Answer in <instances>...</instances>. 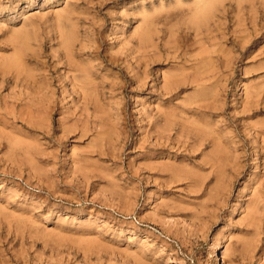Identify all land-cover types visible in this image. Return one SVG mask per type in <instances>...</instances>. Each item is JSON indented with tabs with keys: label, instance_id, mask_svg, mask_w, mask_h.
Here are the masks:
<instances>
[{
	"label": "rangeland",
	"instance_id": "rangeland-1",
	"mask_svg": "<svg viewBox=\"0 0 264 264\" xmlns=\"http://www.w3.org/2000/svg\"><path fill=\"white\" fill-rule=\"evenodd\" d=\"M263 202L264 0H0V264H264Z\"/></svg>",
	"mask_w": 264,
	"mask_h": 264
},
{
	"label": "bare ground",
	"instance_id": "bare-ground-1",
	"mask_svg": "<svg viewBox=\"0 0 264 264\" xmlns=\"http://www.w3.org/2000/svg\"><path fill=\"white\" fill-rule=\"evenodd\" d=\"M199 1V0H198ZM204 1V0H203ZM206 1V0H205ZM213 9V8H212ZM194 10V9H193ZM192 10V11H193ZM201 10V9H200ZM197 11V10H196ZM193 13H195V12H193ZM197 13V12H196ZM200 13V12H199ZM208 14V13H207ZM210 15V14H209ZM215 15V14H214ZM150 16V15H149ZM212 18H214V17H212ZM190 19V18H189ZM173 26V25H172ZM171 30V29H170ZM173 32V31H172ZM147 33H146V35H145V38L147 37ZM152 35V34H151ZM153 36V35H152ZM144 37V36H143ZM133 49H135V48H133ZM141 49V48H140ZM145 49V48H144ZM217 51H219V50H217ZM15 54V53H14ZM126 55V54H125ZM129 55V54H128ZM16 57H14L11 61H12V64H14L16 61H18V54H16L15 55ZM129 57V56H128ZM131 58V57H130ZM136 59V58H135ZM118 62V61H117ZM137 62V61H136ZM78 64V63H77ZM143 66V65H142ZM145 66V65H144ZM130 67V66H129ZM120 69V68H119ZM131 71V70H130ZM121 72H122V70H121ZM209 72V71H208ZM204 73V72H203ZM11 74V73H10ZM178 76H179V74H178ZM147 77V76H146ZM37 79V78H36ZM174 79V78H173ZM29 80V79H28ZM167 80V79H166ZM14 81V80H13ZM31 81V80H30ZM135 81V80H134ZM133 81V82H134ZM173 81V80H172ZM208 81V80H207ZM11 82V81H10ZM51 83V82H50ZM136 83V82H135ZM76 84V83H75ZM213 84V83H212ZM77 85H79V84H77ZM197 85V84H196ZM214 85V84H213ZM50 86V85H49ZM91 86V85H90ZM19 87V86H18ZM23 87V86H22ZM77 87V86H76ZM164 88V87H163ZM45 89V88H44ZM48 89V88H47ZM96 89V88H95ZM23 91V90H22ZM92 91V90H91ZM97 92V91H96ZM216 94V93H215ZM27 97V96H26ZM95 97V96H94ZM208 97V96H207ZM37 98V97H36ZM209 98V97H208ZM211 98V97H210ZM81 99V98H80ZM79 99V100H80ZM203 99H204V97H203ZM206 101V100H205ZM214 101H215V99H214ZM196 102V101H195ZM191 103V102H190ZM189 103V104H190ZM183 104V103H182ZM192 104V103H191ZM242 104V103H241ZM175 105V104H174ZM168 106V105H167ZM166 106V107H167ZM177 107V106H176ZM178 108H180V107H178ZM177 108V109H178ZM169 108H167V110H168ZM174 109H176L175 107H174ZM176 109V110H177ZM183 109V108H182ZM199 109V108H198ZM173 109H171V111H172ZM179 110V109H178ZM181 110V109H180ZM196 110V109H195ZM204 110V109H203ZM202 110V111H203ZM207 110V109H206ZM186 111V110H185ZM185 111H182V113L183 112H185ZM33 112V111H32ZM196 112V111H195ZM27 113V112H26ZM25 113V114H26ZM29 113V112H28ZM177 113V112H176ZM178 113H180V112H178ZM211 113V112H210ZM34 114V113H33ZM80 114V113H79ZM189 114V113H188ZM190 114H191V111H190ZM20 115V114H19ZM83 115V114H82ZM169 115V114H168ZM77 116V115H76ZM172 116V115H171ZM191 116H194L193 114H191ZM197 116H199L198 114H197ZM8 117V116H7ZM10 117V116H9ZM25 117V116H24ZM28 117V116H27ZM35 117V116H34ZM185 117V116H184ZM186 117H188V116H186ZM35 118H37V117H35ZM191 118V117H190ZM163 119V118H162ZM200 119L201 118H199V122H200ZM191 121V120H190ZM202 121V120H201ZM203 122H205V121H203ZM96 124H97V122H95ZM138 123H140V122H138ZM200 123H202V122H200ZM94 125V124H93ZM194 125V124H193ZM178 126H180V125H178ZM207 126V125H206ZM184 127V126H183ZM85 129H86V127H84ZM157 128V127H156ZM3 129V128H2ZM211 129V128H210ZM150 130V129H149ZM205 130V129H204ZM207 130V129H206ZM160 131V130H159ZM209 131V130H208ZM213 131V130H212ZM214 132V131H213ZM261 132V131H260ZM85 133V132H84ZM103 133V132H102ZM146 133V132H145ZM210 134H211V132H210ZM173 135H171V137H172ZM212 136H214L213 134H212ZM211 136V137H212ZM170 137V138H171ZM220 138V137H219ZM162 139V138H161ZM215 139H216V137H215ZM218 139V138H217ZM169 140V139H168ZM11 141V140H10ZM17 141V140H16ZM158 141V140H157ZM164 141V140H163ZM187 141V140H186ZM21 142V141H20ZM156 142V141H155ZM163 143V142H162ZM188 143V142H187ZM16 144H17V142H16ZM158 144V143H157ZM168 144H170L169 142H168ZM190 144V143H189ZM223 144V143H222ZM22 145V144H21ZM173 145V144H172ZM176 145V144H175ZM181 145V144H180ZM224 146H225V144H223ZM169 146H171V145H169ZM186 147V146H185ZM181 148V147H180ZM10 151V150H9ZM228 153V152H227ZM226 154V153H225ZM205 159V158H204ZM206 160V159H205ZM208 160V159H207ZM78 164V163H77ZM214 165H215V163H214ZM182 166V165H181ZM219 166V165H218ZM221 168V167H220ZM212 170V169H211ZM219 171V170H218ZM169 173V172H168ZM224 173V172H223ZM223 173H220V174H223ZM165 175V174H164ZM174 176H176V175H174ZM221 175H219V177H220ZM225 176V175H224ZM162 177H163V175H162ZM166 177V176H165ZM219 177H217L218 179H219ZM167 178V177H166ZM197 180H198V178H197ZM194 181V180H193ZM166 182V181H165ZM217 182V181H216ZM190 183V182H189ZM191 183H193V182H191ZM196 185H198V184H196ZM191 187V186H190ZM222 190V189H221ZM257 190V189H256ZM259 192V191H258ZM263 194V193H262ZM223 195V194H222ZM72 196V195H71ZM257 198H259V197H257ZM256 200V199H255ZM255 200H253V202L255 201ZM258 200V199H257ZM262 200V199H261ZM262 202V201H261ZM249 203V202H248ZM260 203V202H259ZM264 203V202H263ZM255 205V204H254ZM259 205V204H258ZM235 206V205H234ZM248 206V205H247ZM262 206V205H261ZM261 208V207H260ZM261 212H263V211H261ZM254 213V212H253ZM246 214H248V213H246ZM261 217V216H260ZM246 219V218H245ZM250 222V221H249ZM20 249V248H19Z\"/></svg>",
	"mask_w": 264,
	"mask_h": 264
}]
</instances>
